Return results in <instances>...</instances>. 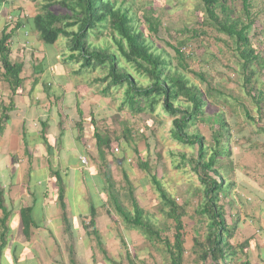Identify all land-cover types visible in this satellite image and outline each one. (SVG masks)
Instances as JSON below:
<instances>
[{"label": "trees", "instance_id": "trees-1", "mask_svg": "<svg viewBox=\"0 0 264 264\" xmlns=\"http://www.w3.org/2000/svg\"><path fill=\"white\" fill-rule=\"evenodd\" d=\"M11 1L13 0H0V12ZM199 1L203 4L207 15L202 24L210 25L217 33L224 35L226 39H220L225 43L231 39L236 45V51L239 53L238 71L245 77L247 93L256 102L262 117L264 90L254 93L251 80L256 72L254 65L260 64L259 47L261 46L259 45L262 43L264 18H259V14L253 12L254 0ZM237 3L241 5V11L237 10ZM39 4L40 11L33 17L21 19L18 14L13 16L11 26H6L0 35V63L4 70L3 78L8 82L12 95L22 92L21 74L24 69V63L12 62L10 59L13 29L25 27L24 22H27L38 32L40 40L46 45L55 46L60 41L56 54L52 56V63L70 65L73 75L87 79L89 88H95L101 98H110L114 102L116 115L126 112L132 116H139L145 122L147 129L152 130L151 133H157L158 129L165 130L168 135L162 140L174 142L180 149L168 151L172 164L176 170H188V173L199 181V187L194 192L200 197L194 211L197 216V229L193 237V246L197 261L201 264H251L249 245L256 236L242 242L236 239L243 218L239 217L240 212L234 206V199L231 197L232 189L238 184L230 177V172L236 171V160L231 147V124L224 113L217 112L216 118L206 115L208 108L217 100V95H221V85L213 86L212 80H209L204 73L190 69L189 61L193 57L185 54L182 49V47L186 49L188 39L183 38L176 46L170 44L175 52L174 57L177 58L175 62L173 54L164 50L157 52L149 42L150 37L146 30L135 26V16L131 14L130 8L124 7L123 0L121 2L120 0H40ZM144 17L147 19L146 15ZM147 20L150 24V33L154 32L158 35L159 22L153 20L151 23L150 18ZM104 31H109L114 46L107 43L101 45L92 39L93 36L98 39L104 35ZM189 33L191 37H198L199 32L193 29ZM254 37L257 38L255 42ZM260 66L262 67L261 64ZM42 70L43 67L39 69L40 72ZM188 74L199 78L205 85V90ZM39 82L40 79L36 78L32 90ZM49 86L45 84L47 93L51 94ZM13 107V100L3 107L0 115V137L5 131L6 122L10 119L8 112ZM244 112L252 122L251 125L255 126V128L252 126L253 134L261 140L264 135V125L259 124L247 108ZM77 113L78 118L75 117V120L78 139L83 140L82 132L84 128H89L95 139L100 166L109 168V154L114 156L116 163L123 166V177L132 203L131 210L120 203L113 175L104 169L98 183L100 193L98 206L105 207L109 199L128 228L140 232L152 245H162L161 253L169 264H184L185 208L179 206L166 189L158 174L154 172L151 161L139 156L138 167L147 172L148 179L158 194L162 213L172 221L173 240L163 237V228L149 219L134 195V188L125 168L128 164L125 152L116 153L114 150L116 147L119 150V147L113 145V141H118L121 147H132L135 143L133 130L125 126L120 136L111 139L107 132L104 134L100 132L93 113L86 115L82 110ZM86 121L89 125L84 127ZM199 122L204 125L203 129L198 127ZM153 127H156V130ZM207 131L210 133L211 141L204 133ZM248 140L252 141V139ZM133 149L138 153L135 147ZM157 158L162 160L163 154L159 153ZM53 174L59 186L58 205L65 232L71 237L64 178L59 170L53 171ZM3 195V190H0V208L3 212L0 218L3 237L0 244V258L6 244L4 237L8 231L6 221L9 215L3 202ZM222 198H225L228 206L235 211L236 216L232 223L229 222L227 205L222 202ZM26 213H29L28 209L22 211L23 220L30 224V220L26 221ZM108 214L112 219L113 215L110 211ZM97 215V206L91 197L89 221H84L83 227L88 236L97 238V244L107 261L111 264H123L108 257L103 247ZM25 229H28V226ZM69 251L73 254V257H70V264H77L74 261L73 246ZM127 257L130 264H134L129 252Z\"/></svg>", "mask_w": 264, "mask_h": 264}, {"label": "rangeland", "instance_id": "rangeland-1", "mask_svg": "<svg viewBox=\"0 0 264 264\" xmlns=\"http://www.w3.org/2000/svg\"><path fill=\"white\" fill-rule=\"evenodd\" d=\"M121 1L122 0H120V2ZM11 2H14V0ZM20 2L28 6V11L32 14L40 11V0H20ZM123 3L124 7L130 8L131 14L135 16V26L145 29L147 34H149V42L157 49V52H162L164 50L166 53L173 54L172 57L174 61L177 62V58L174 57V49H172L171 45L176 46L177 42L183 38L186 40L188 39L186 49H184L185 47H182V49L185 54L193 57L192 60L189 61L190 69L204 73L209 80H212L213 86L221 85V95H217V100L208 108L206 115H212L216 118L218 117L215 115L217 112L224 113L225 117L230 122L231 147L234 159L236 160V171H231L230 177L233 178L232 181L236 178V182L238 181L237 183H239L237 178L241 180L240 182H242L243 179L247 180L254 189L251 191L246 188L245 190L244 187H242L243 185L236 184L235 188L232 189L231 197L234 199V206L237 207L240 212L239 217H246L248 220L256 214L258 216V214L261 213L258 208V204L261 200L259 196H257V193H261L262 195L264 193V135H262L261 140H259L260 137L253 134L252 126L254 125H251L252 122L246 117L244 109L247 108L250 115L261 125H264V115L260 117V110L256 102H254L247 93L248 88H246L244 84L245 77L238 71L239 65L237 57H239V53L236 51V45L233 40L228 39L225 43L221 40L226 39L224 35L217 33L212 26L202 24L207 15L203 4L199 0H123ZM14 6L15 5L12 4V12ZM236 8L238 11L242 10L239 3H237ZM253 12L258 13L259 18H264V0H254ZM145 15L147 19H151V23L153 20L159 22L160 29L158 35L154 32L150 33V24L144 17ZM12 16L15 17V15ZM193 29L198 30V37H191V33L189 32ZM22 30L25 31L24 29ZM262 31V43L259 45L261 46L259 47V53L262 67L259 63L254 65L256 72L251 80V86H254V93H257L258 90H264V24L262 25ZM92 39L101 45L107 43V45L114 46V42L109 36V31H104V35L100 36L98 39L95 36H93ZM253 41H257V38L254 37ZM59 43L60 41L55 46L46 45L44 43V47L38 46L36 49L31 48V50L29 48L21 57L15 55L14 50L12 51L14 54L12 58L13 61L22 60L25 65L24 72L22 73L25 79L21 89L25 91L23 94H48L45 84L50 85L51 94H70L68 98H65V108H72L71 113H74L73 116L76 117L78 114L77 111L79 110L84 111L86 115L93 113L98 121L100 132L103 134L107 132L111 139L120 136L124 127L129 126L133 130L135 136V143L132 147H121L118 141H113V145L119 147L118 152H125L124 155L128 161L125 168L132 182L135 197L145 209L149 219L158 227L163 228V237H169L173 240L174 228L172 226V221L166 218L162 213L158 194L150 183L147 172L138 167V157L140 156L145 160L151 161L154 172L158 174V177L162 180L166 189L176 199L179 206L185 208L186 213L183 217L186 249L184 264H201L197 261L198 258L197 255L194 254L195 248L193 246V237L197 229V216L194 211L200 200V197L195 195L194 192L199 187V181L194 175L188 173V170H176L172 164V159L168 151L180 149L176 147L174 142L171 143L168 140H162V138H166L168 135L165 130H156V127H153L157 133H151L152 130L147 129L145 122L139 116H132L130 113L126 112L116 115L114 102L110 98H101L100 95H98L99 92L95 88H89L87 79L73 75L70 65H61V63L51 64V59H53L52 56L56 54L55 51ZM46 56L48 57L45 60L44 57ZM42 67L44 70L40 72L39 69ZM188 75L196 84L205 90L206 87L199 78H194L190 74ZM35 77L39 78L40 82L32 90ZM9 92L12 94L11 90ZM55 101L57 102V100ZM64 102L62 98L60 104ZM7 105H9V103ZM1 110H3L2 107ZM61 116H67L66 112ZM256 121L254 123H256ZM73 123V121H70V124ZM88 123L89 122L86 121L84 127L89 125ZM52 124L55 125L54 122H52ZM156 126L159 125L156 124ZM198 127L201 129L204 128L202 122L198 123ZM85 129L86 128H84L82 132L83 140L81 141L85 140L87 133H89V136H93L92 132H88ZM75 130L77 131L76 133L79 134L77 126ZM54 132L53 129L50 130V133L54 134ZM204 133L207 135L208 140L211 141L210 133L208 131ZM63 134L64 132L62 131L58 138L59 141L67 138ZM47 138L49 139V137ZM248 139H252V141ZM133 147L138 150V153L134 151ZM159 153L163 154L162 160L157 158ZM114 159V156L109 154V168L104 167V169L110 171L113 175L112 177L116 182V191H118L120 203L128 210H131L132 203L128 193L127 183L123 177V166L116 163ZM227 169L229 170L228 167ZM91 191L90 196L92 197L93 203L98 207L100 199L95 191L92 189ZM246 196H249L250 201ZM74 200L75 199L72 198L71 203L73 205H75ZM222 202L227 205L228 219L229 222L232 223L234 216H236L234 213L235 211H232L228 206L225 198H222ZM106 203L102 211L105 212L107 208V210L111 212V215H113V218H109L108 226L101 227L99 231L102 237L103 247L106 249L108 257L116 259L123 264H130L127 257V253L129 252L131 258L134 260V264H169L168 261L163 258L161 244H157V246L152 245L140 234V232L128 228L123 222L122 217L116 211L114 204H112L109 199ZM260 204L263 203L260 202ZM73 207L72 215L82 211L79 204ZM84 208H86V211H90L89 205ZM83 215L84 214L81 215L80 221H89V213L87 212V215ZM105 221L107 222L108 218L105 217ZM258 221H264V216L259 214ZM64 229L65 225H61L60 233L64 239L59 243V250L55 245L54 253H52L51 256L54 260V264H70V257L72 258L73 254H70L69 248L72 246L75 249L74 261L77 262V264H111L110 261L105 259V254L97 244V238L95 236H88L82 225L78 228L79 232L74 233L76 240L70 237V235L65 234ZM83 235H85V237L87 236V239L84 240ZM77 239L80 240L77 241ZM10 248L11 243L9 242V247L6 248L7 255H4L1 264H23L22 262H17L12 259V256L9 255L11 253ZM31 250L35 251L36 249L33 248ZM19 251L20 249L18 248V257ZM29 253H31V251H29ZM40 253H42L41 248H38V256L34 252L31 253L27 261L24 260V264H40ZM44 258L45 264H50L51 258L49 259L46 255ZM9 259L12 261H9Z\"/></svg>", "mask_w": 264, "mask_h": 264}, {"label": "crops", "instance_id": "crops-1", "mask_svg": "<svg viewBox=\"0 0 264 264\" xmlns=\"http://www.w3.org/2000/svg\"><path fill=\"white\" fill-rule=\"evenodd\" d=\"M12 4L15 5L13 12ZM16 14L23 19L24 17H33L36 13L32 14L28 11V6L23 2L18 0L9 2L0 13L1 32L6 28L8 17ZM24 23L25 27L13 29L12 45L10 46L12 62L23 63L22 60L13 61V50L15 55L21 57L29 48L31 50L38 46H45L40 40L38 32L30 26L31 24ZM47 57L44 59L46 60ZM3 72L0 63V115L2 114L1 107L10 104L11 100L14 101V107L8 112L10 119L6 122L5 131L0 137V190H3V202L9 212L6 221L8 231L4 237L6 244L2 251L0 264L4 255H7L6 248L9 247V242L11 243V253L8 254L17 262L24 264V260L27 261L28 256L33 252L38 256V248H41L43 255L39 254L41 256L40 264H45V255L49 259L51 258L50 264H54L51 256L54 253L55 245L59 250V243L64 239L60 233V227L64 226V222L58 205L59 186L53 171L59 170L64 178L65 202L71 226V237L76 240L74 233L79 232L80 225L84 226L80 217L82 214L89 213L84 207L90 206L91 189L96 192L98 197L100 195L97 186L104 168L100 166L93 136H89L87 133L84 141L77 137L76 116L71 113L72 108H65L64 102L70 94H23L25 91H22L20 94L12 95L9 92L11 89L8 82L3 78ZM21 77L23 78L22 74ZM36 78H34V84ZM62 98L64 103L60 104ZM64 112L67 116L63 117L61 115ZM69 120L74 123L70 124ZM51 129L55 131L54 134L50 133ZM85 130L90 132L87 127ZM62 131L67 138L59 141L58 138ZM81 156L87 159V164L81 162ZM237 180L245 190L246 188L254 190L247 180L243 179L242 182L239 178ZM257 196L263 203L259 202L258 204L261 212L259 214L264 216V193L263 195L257 193ZM71 197L75 199V205L71 203ZM246 198L250 201L249 196ZM76 204H79L82 211L72 215V207ZM104 208L97 207V223L100 229L103 226H108L110 218L107 208L105 212L102 211ZM24 209L29 211L28 214L26 213V221L30 220V224L23 220L22 211ZM259 214L248 220L243 217L236 235L239 242L256 236V239L249 245L251 264H264V221H258ZM2 216L3 212L0 208V218ZM105 217L108 218L107 222ZM26 226L28 229H25ZM65 234L67 233L65 232ZM1 235L0 226V242L3 241ZM83 239H87V236L83 235ZM18 248L20 249L19 257L17 255ZM33 248L36 250H31ZM9 261L12 260L9 259Z\"/></svg>", "mask_w": 264, "mask_h": 264}, {"label": "built area", "instance_id": "built-area-1", "mask_svg": "<svg viewBox=\"0 0 264 264\" xmlns=\"http://www.w3.org/2000/svg\"><path fill=\"white\" fill-rule=\"evenodd\" d=\"M12 21H13V16H9V17H8V23H7L6 26H11V24L13 23ZM0 34H1V31H0ZM11 40H12V39H11ZM115 150H116L117 152L119 151L117 147L115 148ZM81 162H82L83 164H87V159H86L84 156H81Z\"/></svg>", "mask_w": 264, "mask_h": 264}]
</instances>
